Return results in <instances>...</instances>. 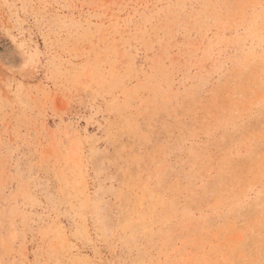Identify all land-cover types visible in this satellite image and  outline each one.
Listing matches in <instances>:
<instances>
[{
    "label": "rangeland",
    "instance_id": "rangeland-1",
    "mask_svg": "<svg viewBox=\"0 0 264 264\" xmlns=\"http://www.w3.org/2000/svg\"><path fill=\"white\" fill-rule=\"evenodd\" d=\"M0 264H264V0H0Z\"/></svg>",
    "mask_w": 264,
    "mask_h": 264
}]
</instances>
